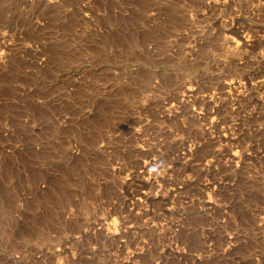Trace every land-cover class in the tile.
Listing matches in <instances>:
<instances>
[{"label":"rangeland","instance_id":"rangeland-1","mask_svg":"<svg viewBox=\"0 0 264 264\" xmlns=\"http://www.w3.org/2000/svg\"><path fill=\"white\" fill-rule=\"evenodd\" d=\"M0 264H264V0H0Z\"/></svg>","mask_w":264,"mask_h":264}]
</instances>
